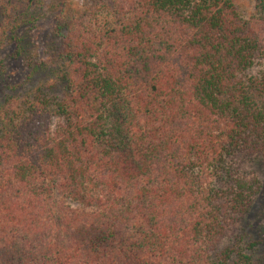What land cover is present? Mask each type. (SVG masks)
I'll list each match as a JSON object with an SVG mask.
<instances>
[{
	"label": "trees",
	"instance_id": "trees-1",
	"mask_svg": "<svg viewBox=\"0 0 264 264\" xmlns=\"http://www.w3.org/2000/svg\"><path fill=\"white\" fill-rule=\"evenodd\" d=\"M85 1L41 50L36 8L0 26L29 69L0 95V264H264L262 238L227 233L263 188L244 153L264 151L259 15Z\"/></svg>",
	"mask_w": 264,
	"mask_h": 264
},
{
	"label": "rangeland",
	"instance_id": "rangeland-1",
	"mask_svg": "<svg viewBox=\"0 0 264 264\" xmlns=\"http://www.w3.org/2000/svg\"><path fill=\"white\" fill-rule=\"evenodd\" d=\"M63 2L68 3L69 8L77 9L82 8L87 4L85 0H0V26L2 23H8L14 17L15 13H18V9L29 6L34 7L38 10V14L41 15L38 20L33 19V23L28 25L33 26L32 32L34 34L35 42L40 47V50L43 48L45 43L49 40L55 22L59 16L61 9L63 8ZM241 10L243 9L247 17H256L259 15L260 19L257 18V26H260L262 31V36L264 39V13L258 14L257 2L258 0H237ZM246 17V16H245ZM260 21V22H259ZM27 28L23 26L22 30ZM16 45L14 43L7 44L0 51V62L4 60L5 75L7 80H0V95L6 93L9 90L10 86L21 85L29 72L28 67L26 66V61L21 57L15 56ZM61 121L60 118L56 119L55 123ZM246 154H253L260 156L257 159L249 160L248 164L245 165L247 169V176H259L262 179V192L256 199L252 211L249 213L248 218L242 223L238 222V215L235 212H232L229 220V226L227 227V233L229 230L237 229L243 224L246 225V229L252 231L257 237L262 238L264 241V151H245ZM261 253H264V242L261 245Z\"/></svg>",
	"mask_w": 264,
	"mask_h": 264
}]
</instances>
